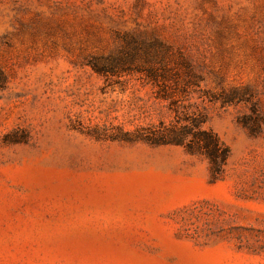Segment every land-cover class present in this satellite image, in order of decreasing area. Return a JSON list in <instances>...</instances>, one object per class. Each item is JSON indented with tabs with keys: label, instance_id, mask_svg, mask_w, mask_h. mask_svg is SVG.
Returning <instances> with one entry per match:
<instances>
[{
	"label": "rangeland",
	"instance_id": "374dc122",
	"mask_svg": "<svg viewBox=\"0 0 264 264\" xmlns=\"http://www.w3.org/2000/svg\"><path fill=\"white\" fill-rule=\"evenodd\" d=\"M0 264H264V0H0Z\"/></svg>",
	"mask_w": 264,
	"mask_h": 264
},
{
	"label": "trees",
	"instance_id": "16d2710c",
	"mask_svg": "<svg viewBox=\"0 0 264 264\" xmlns=\"http://www.w3.org/2000/svg\"><path fill=\"white\" fill-rule=\"evenodd\" d=\"M120 61V59L116 58L112 59L111 61H108V59L102 61L95 60L91 62L90 65L96 73L106 76L109 74L115 75L137 71L142 73L145 72L146 76L155 82H157L160 78L166 79L169 76L167 71L159 72L153 68L146 69L145 67H134L133 65L122 63ZM162 96L163 98L168 97V95L165 93ZM192 123L194 127L198 129V131L189 141H187V138L191 134V129H189L188 126L179 127L178 124L173 125L171 128H167V133H152L146 135L145 138L154 144L177 142L187 145V147L190 149L199 148L210 159L215 172H221L229 157V149L223 142H221L216 133H214L212 130L203 129V125L206 124L205 117L193 118ZM138 136H141V134Z\"/></svg>",
	"mask_w": 264,
	"mask_h": 264
}]
</instances>
